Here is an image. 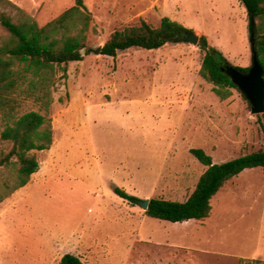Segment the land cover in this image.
Returning <instances> with one entry per match:
<instances>
[{
	"label": "rangeland",
	"instance_id": "obj_1",
	"mask_svg": "<svg viewBox=\"0 0 264 264\" xmlns=\"http://www.w3.org/2000/svg\"><path fill=\"white\" fill-rule=\"evenodd\" d=\"M44 25L76 0H11ZM92 13L83 59L68 64L50 108L53 143L35 151L39 170L0 203V264H244L264 260V169L247 168L212 198L208 218L148 216L146 198L184 201L203 165L264 145L259 119L240 89L221 99L200 75L205 51L182 39L158 49L98 53L116 29L165 16L220 50L252 63L241 0H83ZM200 40V39H199ZM35 106L28 103L26 109ZM134 196L122 197L116 188ZM264 264V263H261Z\"/></svg>",
	"mask_w": 264,
	"mask_h": 264
},
{
	"label": "trees",
	"instance_id": "obj_2",
	"mask_svg": "<svg viewBox=\"0 0 264 264\" xmlns=\"http://www.w3.org/2000/svg\"><path fill=\"white\" fill-rule=\"evenodd\" d=\"M249 17L251 40L264 69V0H241ZM93 20L83 0L44 25L11 0H0V203L27 185L39 170L35 151L49 149L53 143L50 108L59 79L68 77V64L83 59ZM192 31L167 16L158 26L142 19L114 30L102 47V54L115 57L129 48L158 49L182 39ZM205 51L200 75L214 85L221 99L239 89L222 70L227 61L223 53L210 45L203 35L199 40ZM229 65V64H228ZM246 72L247 67H239ZM35 108L26 109L28 103ZM259 119L264 135V113ZM192 154L206 166L191 194L184 200L152 197L145 211L148 216L172 222L204 220L212 211V198L232 178L247 168L264 169V145L259 149L214 163L202 148ZM124 198L135 201L119 187ZM244 264H261V259H245ZM60 264H86L80 256L65 253Z\"/></svg>",
	"mask_w": 264,
	"mask_h": 264
},
{
	"label": "water",
	"instance_id": "obj_3",
	"mask_svg": "<svg viewBox=\"0 0 264 264\" xmlns=\"http://www.w3.org/2000/svg\"><path fill=\"white\" fill-rule=\"evenodd\" d=\"M183 40L198 44L200 37L194 31H187L182 37ZM103 46L97 48L100 52ZM252 63L246 72L233 65H225L223 71L232 79L233 83L241 90L251 105V112L257 116L264 113V69L258 54L254 48V41L251 40ZM85 54V48L82 49ZM148 198L139 203L146 211L149 204Z\"/></svg>",
	"mask_w": 264,
	"mask_h": 264
},
{
	"label": "crops",
	"instance_id": "obj_4",
	"mask_svg": "<svg viewBox=\"0 0 264 264\" xmlns=\"http://www.w3.org/2000/svg\"><path fill=\"white\" fill-rule=\"evenodd\" d=\"M200 221H202V220H200Z\"/></svg>",
	"mask_w": 264,
	"mask_h": 264
}]
</instances>
